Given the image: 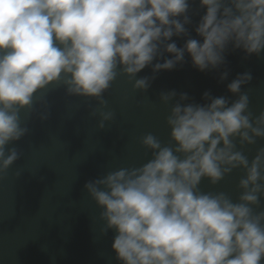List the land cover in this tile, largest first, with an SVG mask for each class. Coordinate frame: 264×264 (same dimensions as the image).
<instances>
[{"label":"clouds","instance_id":"1","mask_svg":"<svg viewBox=\"0 0 264 264\" xmlns=\"http://www.w3.org/2000/svg\"><path fill=\"white\" fill-rule=\"evenodd\" d=\"M195 0H0V173L21 158L9 147L29 132L20 118L36 96L62 85L67 96L95 101L90 111L105 129L115 121L105 93L120 75L146 93L161 71L186 63L201 72L225 69L226 55L264 54V0H199L192 38L187 25L199 15ZM173 37H185L178 47ZM166 54H171L169 58ZM163 62H160V61ZM155 61V63H154ZM151 67L152 76L139 77ZM251 72L227 84L236 99L161 92L170 105L168 144L153 133L139 138L151 158L90 180L85 188L102 209V233L116 232L112 248L121 264H262L264 262V111L254 115L243 90ZM178 97V99H177ZM173 101H175L173 103ZM49 119L47 101L37 113ZM242 169L236 200L201 191Z\"/></svg>","mask_w":264,"mask_h":264},{"label":"water","instance_id":"2","mask_svg":"<svg viewBox=\"0 0 264 264\" xmlns=\"http://www.w3.org/2000/svg\"><path fill=\"white\" fill-rule=\"evenodd\" d=\"M191 7L199 15H192V24L186 27L192 38L201 39L195 26L206 9H200L199 0ZM185 40L173 37L178 47ZM166 55L171 58V54ZM226 59L229 76L223 82V67L201 72L192 66L187 54L183 66L159 72L146 93L133 91L129 77L120 75L105 93L116 118L103 130L97 127L99 118L90 115L98 107L95 101L67 96L62 85L39 93L33 109L20 113L28 134L9 145L17 147L22 156L7 172L0 173V264H121L112 248L116 232L109 229L102 233V209L91 199L85 184L107 171L138 167L150 159V151L139 142L148 132L169 143L166 117L171 106L160 102L161 92L187 93L188 102L201 104L206 91L234 100L227 84L238 74L251 72L253 79L243 90L250 96L254 115L264 111V54L246 58L242 50H235L229 51ZM152 74L148 67L138 76ZM45 101L51 115L41 121L37 113ZM260 147H264V139L247 146L245 154L251 159ZM243 174L242 169L234 170L215 186L205 179L201 191H223L236 200Z\"/></svg>","mask_w":264,"mask_h":264}]
</instances>
